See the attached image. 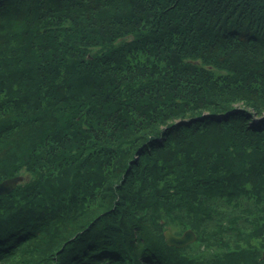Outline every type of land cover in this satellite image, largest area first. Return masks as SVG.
Wrapping results in <instances>:
<instances>
[{
  "label": "trees",
  "instance_id": "obj_1",
  "mask_svg": "<svg viewBox=\"0 0 264 264\" xmlns=\"http://www.w3.org/2000/svg\"><path fill=\"white\" fill-rule=\"evenodd\" d=\"M16 177L0 264H264V0H0Z\"/></svg>",
  "mask_w": 264,
  "mask_h": 264
},
{
  "label": "water",
  "instance_id": "obj_2",
  "mask_svg": "<svg viewBox=\"0 0 264 264\" xmlns=\"http://www.w3.org/2000/svg\"><path fill=\"white\" fill-rule=\"evenodd\" d=\"M21 177L11 178L0 183V196L9 194L16 189L21 182ZM166 242L175 247H184L196 240V235L192 230H187L182 235H175L170 230L165 232Z\"/></svg>",
  "mask_w": 264,
  "mask_h": 264
},
{
  "label": "rangeland",
  "instance_id": "obj_3",
  "mask_svg": "<svg viewBox=\"0 0 264 264\" xmlns=\"http://www.w3.org/2000/svg\"><path fill=\"white\" fill-rule=\"evenodd\" d=\"M21 179H22V180H21V182H22L23 180H25V179H24V177H23V178H21Z\"/></svg>",
  "mask_w": 264,
  "mask_h": 264
}]
</instances>
